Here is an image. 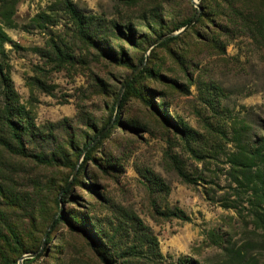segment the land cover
I'll use <instances>...</instances> for the list:
<instances>
[{"label":"rangeland","instance_id":"374dc122","mask_svg":"<svg viewBox=\"0 0 264 264\" xmlns=\"http://www.w3.org/2000/svg\"><path fill=\"white\" fill-rule=\"evenodd\" d=\"M0 25L30 151L59 161L0 146V264H264L231 163L264 137V0H0Z\"/></svg>","mask_w":264,"mask_h":264},{"label":"trees","instance_id":"16d2710c","mask_svg":"<svg viewBox=\"0 0 264 264\" xmlns=\"http://www.w3.org/2000/svg\"><path fill=\"white\" fill-rule=\"evenodd\" d=\"M68 6L70 7L69 11L80 27L81 33L90 38L91 42L94 41L99 43L98 39L87 33L83 19L85 17L80 15L79 12L71 6V3L68 2ZM194 18L196 20V17L186 20V22L178 27V29L185 27ZM35 21L47 22L48 17L46 14H40ZM30 26L34 25L30 24L25 26V28ZM7 42H10V38L4 28L0 25V58L5 57L4 46ZM118 121L119 119L117 122ZM39 133L40 130L36 127L30 111L20 102L17 93L12 87L11 81L8 79L6 73H4L2 63L0 62V146L10 153H20L25 157L37 158L40 162L58 164L59 161L54 157H48L45 154L41 155L39 153L33 154L30 151V146H36V144L39 143L37 140V134L39 135ZM100 134L101 132L96 134L94 139H97ZM89 145L90 142L85 147L88 148ZM91 151L92 150L90 149L89 152ZM89 152L87 157H89ZM231 163L233 166L243 169L244 171H240V174L246 176L245 179H239L236 176L235 180L237 183L245 188H250L255 194L260 192L259 198L264 199V137L254 144L237 145L236 152L231 153ZM64 216V213H62L59 216L57 223L64 220ZM14 236L18 238L16 234ZM17 244L22 246L20 240L17 241ZM21 249L25 250L24 248ZM113 257L114 255L105 257V261L108 262L109 258L113 264L115 263ZM24 261L30 260L26 259ZM181 264H186V262L183 261Z\"/></svg>","mask_w":264,"mask_h":264},{"label":"water","instance_id":"95a60500","mask_svg":"<svg viewBox=\"0 0 264 264\" xmlns=\"http://www.w3.org/2000/svg\"><path fill=\"white\" fill-rule=\"evenodd\" d=\"M194 21H195V18L189 24H187L182 30H180L179 33L185 32L191 26V24L194 23ZM28 256H32V255H27L25 257H28Z\"/></svg>","mask_w":264,"mask_h":264}]
</instances>
